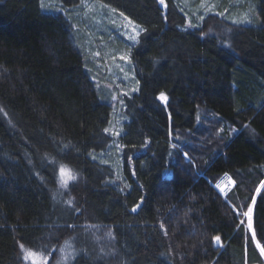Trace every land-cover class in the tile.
<instances>
[{"label": "trees", "instance_id": "obj_1", "mask_svg": "<svg viewBox=\"0 0 264 264\" xmlns=\"http://www.w3.org/2000/svg\"><path fill=\"white\" fill-rule=\"evenodd\" d=\"M46 1L0 0V264H264V0L191 27L174 0H95L141 28L118 139L57 11L81 0Z\"/></svg>", "mask_w": 264, "mask_h": 264}, {"label": "rangeland", "instance_id": "obj_2", "mask_svg": "<svg viewBox=\"0 0 264 264\" xmlns=\"http://www.w3.org/2000/svg\"><path fill=\"white\" fill-rule=\"evenodd\" d=\"M44 1L40 0L41 4ZM174 2L179 4L187 17L186 27L197 24L207 13L216 10L214 0H174ZM46 6L53 8L56 7V4L53 0H47ZM42 9L46 12L49 11L44 7ZM57 11L61 12L68 20H73L74 31L84 43L92 61L95 62V77L92 80L97 89L104 91L109 96L111 106L114 109L117 108L112 115L110 126L112 132L110 134L118 139L119 134L114 133L119 132L120 124L123 121L119 107L125 106V99L132 96L139 88L126 48L129 44L132 46L137 42L141 28L122 14L117 13L112 7L105 6L95 0H81L76 6L70 8L62 6ZM115 142L117 141L115 140ZM101 157L103 159L101 162L108 165H110L108 162L114 161L116 158L115 153L111 150ZM165 174H168V171ZM66 177L68 178V175ZM222 181L229 184L227 194L234 187L235 181L229 175H225L216 183V189L226 196L227 194H224L219 187ZM244 217L249 219V216L244 215ZM31 257L34 263L41 264V257L34 255ZM68 262L67 258L59 260L58 264H68Z\"/></svg>", "mask_w": 264, "mask_h": 264}, {"label": "snow or ice", "instance_id": "obj_3", "mask_svg": "<svg viewBox=\"0 0 264 264\" xmlns=\"http://www.w3.org/2000/svg\"><path fill=\"white\" fill-rule=\"evenodd\" d=\"M164 2H165V0H159V3L160 4H164ZM44 5L42 4V7H43ZM161 101H166L167 100V97L165 96V94L164 93H160V96L158 97ZM106 131H107V129H106ZM66 172H67V170L65 169V167L64 166H61V186L62 187H66L67 186V179H65V174H66ZM68 179H71V180H75L76 179V176L74 175V174H71L70 172H68ZM262 183H264V182H262ZM252 207L251 206H249V208H248V211L246 212V213H244V215H246V216H249V220L251 221V213H252ZM133 211H136V209L134 208L133 209ZM162 227H163V225H162ZM249 227H251V223L249 224ZM217 242H219V240H220V238L219 237H215L214 238ZM22 247V250H23V246H21ZM25 251V256H26V258L28 257V256H31V255H33V253H31L30 251H28V250H24ZM67 258H69L68 256H66V257H62V259H67Z\"/></svg>", "mask_w": 264, "mask_h": 264}, {"label": "water", "instance_id": "obj_4", "mask_svg": "<svg viewBox=\"0 0 264 264\" xmlns=\"http://www.w3.org/2000/svg\"><path fill=\"white\" fill-rule=\"evenodd\" d=\"M223 196H225V195H223ZM214 246H215V248H221L222 247L220 241L217 242L216 240H215Z\"/></svg>", "mask_w": 264, "mask_h": 264}]
</instances>
